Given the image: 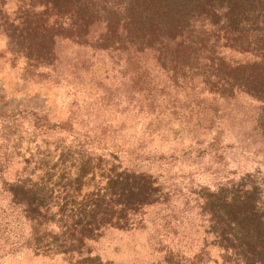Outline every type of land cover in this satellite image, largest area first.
Returning a JSON list of instances; mask_svg holds the SVG:
<instances>
[{
	"label": "trees",
	"instance_id": "trees-1",
	"mask_svg": "<svg viewBox=\"0 0 264 264\" xmlns=\"http://www.w3.org/2000/svg\"><path fill=\"white\" fill-rule=\"evenodd\" d=\"M0 59L4 254L144 231L150 264H264V0H0Z\"/></svg>",
	"mask_w": 264,
	"mask_h": 264
},
{
	"label": "rangeland",
	"instance_id": "rangeland-1",
	"mask_svg": "<svg viewBox=\"0 0 264 264\" xmlns=\"http://www.w3.org/2000/svg\"><path fill=\"white\" fill-rule=\"evenodd\" d=\"M18 71L16 67H10L7 62L0 59V83L7 86L9 92L19 94L6 96L11 97L15 101H25V94H21V92H23V89H21L23 82ZM27 88H30V85H27ZM56 93L52 105L48 101L47 104L55 111H63L66 108L65 104L67 103V97L61 88L58 89ZM109 115L113 116V112ZM123 118L125 117H121V120ZM151 144H154V142ZM229 155L231 157L230 161H233V163L229 162L241 168V165H243V158L233 155L232 152H230ZM200 166L203 167V163ZM181 169L184 168L172 166L171 170L172 172H179ZM182 175H184L183 172H179L178 178ZM194 175L200 178V180H206L212 177L211 168L208 170H206V168H197L195 169ZM2 198L4 197L0 194V264H67L60 260L36 256L27 249L20 250L13 254H4V251L8 248L9 242L6 238H9L10 232L17 234L19 229L17 227L9 228V226L5 225L9 210H4ZM11 225H14L13 222ZM97 249L100 252L101 258L103 260H108L110 264H150L152 260L149 243L144 231L114 233L110 238L101 240L97 244Z\"/></svg>",
	"mask_w": 264,
	"mask_h": 264
}]
</instances>
